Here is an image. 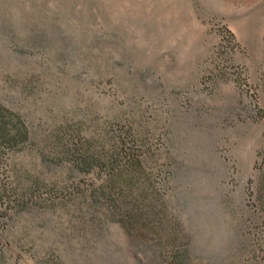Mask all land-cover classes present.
Returning <instances> with one entry per match:
<instances>
[{"label":"rangeland","instance_id":"rangeland-1","mask_svg":"<svg viewBox=\"0 0 264 264\" xmlns=\"http://www.w3.org/2000/svg\"><path fill=\"white\" fill-rule=\"evenodd\" d=\"M0 105V264H264V0H0ZM82 139L134 144L136 201L56 162Z\"/></svg>","mask_w":264,"mask_h":264},{"label":"trees","instance_id":"trees-1","mask_svg":"<svg viewBox=\"0 0 264 264\" xmlns=\"http://www.w3.org/2000/svg\"><path fill=\"white\" fill-rule=\"evenodd\" d=\"M29 140V132L20 117L0 105V167L4 165L6 152L23 149ZM132 147L121 142L109 145L105 142L95 144L87 139L78 142L68 140L59 145L55 160L59 164H69L80 173H90L94 169L106 173V179L92 190L97 201H136L132 192L139 181L136 175L144 159L132 152ZM4 174L0 173V208L7 210L11 201L15 207L19 206L17 201L31 196L32 186L23 177L15 176L12 187ZM122 190L126 192L124 197L120 195ZM142 193L138 197L145 200ZM259 199L264 201V187ZM120 222L125 228H130L132 217L129 215L126 222Z\"/></svg>","mask_w":264,"mask_h":264}]
</instances>
